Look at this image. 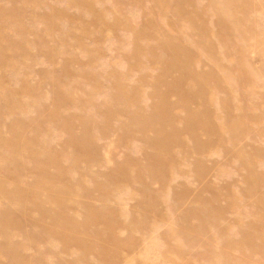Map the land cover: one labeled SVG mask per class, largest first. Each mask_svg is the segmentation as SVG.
I'll list each match as a JSON object with an SVG mask.
<instances>
[{"label": "rangeland", "instance_id": "374dc122", "mask_svg": "<svg viewBox=\"0 0 264 264\" xmlns=\"http://www.w3.org/2000/svg\"><path fill=\"white\" fill-rule=\"evenodd\" d=\"M0 187V264H264V0H0Z\"/></svg>", "mask_w": 264, "mask_h": 264}, {"label": "bare ground", "instance_id": "6f19581e", "mask_svg": "<svg viewBox=\"0 0 264 264\" xmlns=\"http://www.w3.org/2000/svg\"><path fill=\"white\" fill-rule=\"evenodd\" d=\"M188 4H189V3H188ZM188 13H189V12H188ZM198 13H199V11H198ZM203 13H204V11H203ZM225 14H226V13H225ZM89 16H90V15H89ZM199 16H200V15H199ZM227 17H228V16H227ZM191 18H192V17H191ZM159 19H160V18H159ZM197 20H199V19H197ZM205 20H206V19H205ZM202 23H203V22H202ZM175 24H176V23H175ZM203 24H204V23H203ZM175 27H176V26H175ZM51 29H52V28H51ZM200 29H201V28H200ZM188 30H189V29H188ZM249 31H250V30H249ZM175 32H176V31H175ZM138 35H139V39H138V40H140L142 37L140 36V34H138ZM148 38H149V37H148ZM143 39H144V38H143ZM167 39L170 40L171 38H170V39L167 38ZM214 40H215V39H214ZM171 42H172V41H171ZM171 42H170V44H171ZM203 42H204V41H203ZM218 42H219V41H218ZM163 43H164V42H163ZM166 43H167V42H166ZM173 43H174V42H173ZM219 45H220V44H219ZM163 46H164V44H163ZM213 46H214V45H213ZM195 47L198 48V46H195ZM211 47H212V46H211ZM172 48H173V47H172ZM177 48H178V47H177ZM207 48H208V47H207ZM216 48H217V47H215V49H216ZM139 49H141V48H139ZM152 49H153V48H152ZM173 49H174V48H173ZM173 49H172V50H173ZM226 49H227V48H226ZM153 50H154V49H153ZM174 50H175V49H174ZM197 50H198V49H197ZM154 51H155V50H154ZM175 51H176V50H175ZM177 51H178V50H177ZM198 51H199V50H198ZM201 51H202V50H201ZM231 51H232V50H231ZM138 52H139V51H138ZM142 52H143V51H142ZM144 53H145V52H144ZM146 53H147V52H146ZM135 54H136V52L133 54V56H135ZM206 54H207V53H206ZM226 54H227V53H226ZM228 54H229V53H228ZM231 54H232V53H231ZM147 56H148V55H147ZM133 58H135V57H133ZM177 58H178V57H177ZM207 58H208V57H207ZM213 58H214V57H213ZM220 59L222 60V58H220ZM150 60H151V59H150ZM222 61H223V60H222ZM210 62H211V61H210ZM216 65H217V64H216ZM155 66H156V65H155ZM217 66H218V65H217ZM185 69H186V68H185ZM188 74H189V72H188ZM158 75H159V74H158ZM169 75H170V74H169ZM171 75H172V73H171ZM156 76H157V75H156ZM181 76H182V75H181ZM174 77H176V76H174ZM165 79H166V76H165ZM176 79H177V78H176ZM188 79H189V78H188ZM144 80H145V78L143 79V81H144ZM153 80L156 81V79H153ZM189 80H190V79H189ZM212 80H213V79H212ZM151 81H152V80H151ZM192 81H193V80H192ZM152 82H153V81H152ZM227 82H228V81H227ZM232 84H233V83H232ZM194 85H195V84H194ZM199 85H200V84H199ZM229 85H230V83H229ZM176 86H177V85H176ZM197 86H198V85H197ZM207 86H208V85H207ZM234 86H235V84H234ZM234 86H233V88H234ZM204 87H206V86H204ZM204 87H203V88H204ZM230 87H232V86H230ZM210 88H211V87H210ZM199 89H200V88H199ZM166 90H167V89H166ZM174 90H175V89H174ZM230 90H231V92H233L232 89H230ZM164 92H166V91H164ZM177 92H178V91H177ZM156 93H157V92H156ZM162 93H163V92H162ZM175 93H176V92H175ZM181 93H183V92H181ZM233 93H234V92H233ZM154 94H155V93H154ZM208 94H209V93H208ZM214 94H215V93H214ZM162 95H163V94H162ZM162 95H161V96H162ZM169 96H170V95H169ZM211 96H212V95H211ZM152 97H155V95H153ZM164 97H165V96H163V98H164ZM170 97H171V96H170ZM172 97H173V96H172ZM175 97H176V96H175ZM208 97H210V96H208ZM208 97L205 98V100L208 99ZM214 97H216V95L213 96V98H214ZM239 97H241V96H239ZM166 98H167V96H166ZM166 98H165V99H166ZM213 98H212V99H213ZM226 98H227V97H226ZM178 99H179V98H178ZM241 99H242V98H241ZM141 100H142V99H141ZM160 100H164V99H160ZM239 100H240V99H239ZM157 101H158V100H157ZM157 101H154V102H157ZM171 101H172V100H171ZM200 101H201V100H200ZM209 101H210V98H209ZM213 101H215V99H214ZM227 101H228V100H227ZM154 102H153V103H154ZM161 102H162V101H161ZM169 102H170V101H169ZM173 102H174V101H173ZM231 102H232V101H231ZM157 103H158V102H157ZM159 103H160V102H159ZM159 103H158V104H159ZM241 103H242V101H241ZM232 104L235 105L234 103H232ZM181 105H182V104H181ZM226 105H227V103H226ZM233 105H232V106H233ZM193 106H194V105H193ZM212 107H213V106H212ZM220 107H221V106H220ZM179 108H180V107H179ZM227 108H228V107H227ZM174 109H175V108H174ZM176 109H178V108L176 107ZM214 109H215V108H214ZM230 109H232V108H230ZM209 110H210V109H209ZM175 111H176V110H175ZM180 111H181V110H180ZM180 111H179V112H180ZM227 111H228V110H227ZM229 111H230V110H229ZM216 112H217V111H216ZM176 113H177V112H176ZM205 113H207V112L205 111ZM149 114H150V113H149ZM228 114H230V113H228ZM145 115H146V114H145ZM242 115H243V114H242ZM15 116H16V115H15ZM148 117H149V116H148ZM212 117H214V116H212ZM66 118H67V117H66ZM184 118H185V117H184ZM216 118H217V117H216ZM185 119H186V118H185ZM188 119H189V118H188ZM151 123H152V122H151ZM146 124H147V122H146ZM154 124H155V123H154ZM252 125H253V124H252ZM115 140H116V139H115ZM119 141H120V140H119ZM69 142H70V141H69ZM224 142H225V141H224ZM227 142H228V141H227ZM77 143H78V142H77ZM119 143H120V142H119ZM71 145H72V143H71ZM76 145H77V144H76ZM78 145H79V144H78ZM114 145H115V144H114ZM73 146H74V145H73ZM115 146H116V145H115ZM119 146H120V145H119ZM75 147H76V146H75ZM112 147H113V146H112ZM231 147H232V146H231ZM232 151H233V150H232ZM77 152H79V151H77ZM114 153H115V152H114ZM107 157H108V156H107ZM222 157H223V156H222ZM224 157H225V156H224ZM224 157H223V158H224ZM225 159H226V158H225ZM111 160H112V158H111ZM227 162H228V161H227ZM242 162H243V161H242ZM108 164H109V163H108ZM240 166H241V165H240ZM108 167H109V166H108ZM241 167H242V166H241ZM236 168H237V167H236ZM240 169H242V168H240ZM243 169H244V167H243ZM241 173H242V172H241ZM257 174H258V173H257ZM243 175H244V173H243ZM248 175H249V174H248ZM258 175H259V174H258ZM240 177H243V176H240ZM259 177H260V175H259ZM255 178H256V177H255ZM257 178H258V177H257ZM261 178H262V177H261ZM250 179H251V178H250ZM47 181H49V180H47ZM149 181H150V180H149ZM255 181H256V180H255ZM207 183H208V182H207ZM203 184H204V181H203ZM205 184H206V182H205ZM243 184H244V183H243ZM207 185H208V184H207ZM227 185H228V184H227ZM1 187H3V186H1ZM1 187H0V189H1ZM204 187H205V186H204ZM247 187H248V186H247ZM3 188H4V187H3ZM211 188H212V187H211ZM244 190H245V189H244ZM263 190H264V189H263ZM93 191L96 192V189L93 190ZM232 191H233V190H232ZM211 192H212V191H211ZM233 193H234V192H233ZM238 193H239V192H238ZM103 194H104V193H103ZM213 194H214V193H213ZM217 194H218V193H217ZM214 195H215V194H214ZM234 195H236V194H234ZM0 196H2V192H1V195H0ZM16 196H17V195H16ZM2 197H3V196H2ZM33 197H35V194L33 195ZM232 197H233V196H232ZM156 198H157V197H156ZM230 198H231V197H230ZM233 198H234V197H233ZM255 198H256V197H255ZM227 199H228V198H227ZM259 199H260V198H259ZM261 199H262V198H261ZM4 200H5V199H4ZM25 200H26V199H25ZM52 200H53V199H52ZM149 200H150V198H149ZM155 200H156V199H155ZM35 202H36V201H35ZM231 202H235V200H231ZM262 202H263V201H262ZM258 203H259V202H258ZM263 203H264V202H263ZM216 204H217V203H216ZM230 205H232V204L229 202V205H228V206H230ZM233 205H234V203H233ZM254 205H256V204H254ZM216 206H217V205H216ZM219 206H220V205H219ZM226 206H227V205H226ZM237 206H238V204H237ZM13 207H14V206H13ZM49 207H51V205H48V208H49ZM147 207H148V206H147ZM231 207H233V206H231ZM240 207H241V206H240ZM51 208H52V207H51ZM221 208H222V206H221ZM224 208H225V207H224ZM224 208H222V211H224ZM207 209H208V208H207ZM207 209H203V210L206 211ZM228 209H231V208H228ZM234 209H235V207H234ZM50 210H51V209H50ZM187 210H188V209H187ZM218 210H219V209H218ZM237 210H238V209H237ZM239 210H240V209H239ZM43 211L45 212L44 209H43ZM196 211H197V210H196ZM220 211H221V209H220ZM41 212H42V211H41ZM188 212H189V211H188ZM188 212H187V213H188ZM217 212H218V211H217ZM46 213H47V212H46ZM51 213H52V212H51ZM187 213H186V216H188ZM191 214H192V213H191ZM210 214H211V213H209V215H210ZM221 214H223V212H222ZM241 214H242V213H241ZM254 214H255V212H254ZM44 215H45V214H44ZM46 215H48V214H46ZM65 215H66V214H65ZM89 215H91V214L89 213ZM92 215H93V214H92ZM201 215H202V213H201ZM218 215H219V214H218ZM237 215H239V214H237ZM67 216H68V215H67ZM186 216H185V217H186ZM189 216H191V215L189 214ZM241 216H242V215H241ZM243 216H244V215H243ZM32 217H33V216H32ZM34 217H35V216H34ZM34 217H33V218H34ZM45 217H46V216H45ZM71 217H72L71 219H73V218H75L76 216L73 217V216L71 215ZM103 217H104V215H103ZM192 217H193V216H192ZM192 217H191V218H192ZM207 217H208V216H207ZM207 217H206V218H207ZM209 217H212V215L209 216ZM209 217H208V218H209ZM221 217H222V216H221ZM221 217H220V218H221ZM239 217H240V216H239ZM46 218H47V217H46ZM87 218H88V217H87ZM101 218H102V217H101ZM106 218H107V220L109 219L108 217H106ZM198 218H199V217H198ZM234 218H236V215H235ZM245 218H248V216L245 217ZM44 219H45V218H44ZM189 219H190V218H189ZM203 219H204V215H203ZM237 219H238V218H237ZM240 219H241V218H239V220H240ZM250 219H251V218H250ZM74 220H75V219H74ZM77 220H78V219H76L75 221H77ZM97 220H98V219H97ZM191 220H192V219H191ZM206 220H207V219H206ZM235 220H236V219H235ZM241 220H244V219H241ZM38 221H39V220H38ZM46 221H47V220H46ZM49 221H50V220H49ZM70 221H71V220H70ZM92 221H93V220H92ZM195 221H197V220H195ZM211 221H212V219H211ZM220 221H221V220H220ZM245 221H246V220H245ZM43 222H44V220H43ZM47 222H48V221H47ZM100 222H101V220L99 221V224H100ZM200 222H202L201 219H200ZM208 222H209V221H208ZM212 222H213V221H212ZM249 222H250V221H249ZM44 223H45V222H44ZM101 223H104V222H101ZM181 223H182V222H181ZM191 223H192V222H191ZM191 223H190V224H191ZM193 223H194V221H193ZM197 223H198V222H197ZM58 224H59V223H58ZM61 224H62V223H61ZM87 224H88V223H87ZM96 224H97V223H96ZM96 224H95V225H96ZM105 224H106V223H105ZM186 224H187V223H186ZM186 224H185V226H186ZM190 224H189V225H190ZM195 224H196V223H195ZM198 224H199V223H198ZM206 224H207V223H206ZM226 224H227V223H226ZM241 224H242V223H241ZM244 224H245V223H244ZM50 225H51V224H50ZM52 225H53V224H52ZM88 225H89V224H88ZM91 225H92V224H91ZM95 225H94V226H95ZM97 225H98V224H97ZM100 225L102 226V224H100ZM100 225H99V227H101ZM106 225H109V223L106 224ZM182 225H183V224H182ZM196 225H197V224H196ZM242 225H243V224H242ZM104 226H105V225H104ZM112 226H113V225H112ZM174 226H175V225H174ZM191 226H192V225H191ZM191 226H190V227H191ZM208 226H209V225H208ZM45 227H46V226H45ZM45 227H44V228H45ZM57 227H58V226H57ZM60 227H63V226H60ZM102 227H103V226H102ZM105 227H106V226H105ZM113 227H114V226H113ZM187 227H188V224H187ZM193 227H194V226H193ZM196 227H197V226H196ZM203 227H204V226H203ZM243 227H244V226H242V230H243ZM75 228H76V227H75ZM90 228H91V227H90ZM94 228H95V227H94ZM114 228H115V227H114ZM114 228L111 227V231H113ZM205 228H206V227H205ZM220 228H221V227H219V229H220ZM222 228H223V226H222ZM222 228H221V229H222ZM106 229H107V228H106ZM185 229H186V230H184L185 232H186L187 230L190 231V229H187V228H185ZM194 229H195V228H194ZM199 229H200V228H199ZM40 230H41V229H40ZM109 230H110V229L106 230V234H107V231H109ZM167 230L169 231V229H167ZM175 230H176V229H175ZM200 230H201V229H200ZM203 230H204V229H203ZM203 230H202V231H203ZM209 230H210V229H209ZM216 230H217V228H216ZM223 230H224V229H223ZM247 230H248V228H247ZM257 230H258V228L256 229V231H257ZM44 231H45V230H44ZM47 231H49V230L47 229V230H46V233H47ZM94 231H95V230H94ZM114 231H115V229H114ZM179 231H180V230H179ZM179 231H178V232H179ZM196 231L199 232V230H197V229H196ZM66 232H68V231H66ZM98 232H99V230H98ZM115 232H116V231H115ZM178 232H177V233H178ZM181 232H182V231H181ZM210 232H211V231H210ZM214 232H215V231H214ZM244 232H245V231H244ZM41 233H42V232H41ZM68 233H69V232H68ZM95 233H96V232H95ZM95 233L93 232V234H95ZM100 233H102V232L100 231ZM100 233H99V234H100ZM113 233H114V232H113ZM163 233H164V232H163ZM166 233H167V232H166ZM179 233H180V232H179ZM187 233H188V232H187ZM187 233H185V234H187ZM206 233H207V232H206ZM242 233H243V232H242ZM47 234H48V233H47ZM66 234H67V233H66ZM99 234H98V235H99ZM104 234H105V233H104ZM109 234H112V233L110 232ZM170 234H171V233H170ZM180 234H182V233H180ZM185 234H183V235H185ZM203 234H205V232H203ZM203 234H201V235H203ZM50 235H52V234H50ZM67 235H68V234H67ZM88 235H89V233H88ZM96 235H97V234H96ZM174 235H175V234H174ZM176 235H177V234H176ZM189 235H193V234H189ZM199 235H200V234H199ZM199 235H198V236H199ZM205 235H207V234H205ZM90 236H92V234H91ZM103 236H104V235H103ZM103 236L100 235V238L103 237ZM114 236H115V235H114ZM178 236H179V235H178ZM193 236H194V235H193ZM210 236L212 237V235H210ZM104 237H105V236H104ZM108 237H109V236H108ZM115 237H117V236H115ZM162 237H163V236H162ZM172 237H173V236H172ZM196 237H197V236H196ZM201 237H202V236H201ZM227 237H228V236H227ZM48 238H49V237H48ZM51 238H52V237H51ZM97 238H98V237H97ZM110 238H112V235L110 236ZM174 238H177V237L174 236ZM229 238H230V237H229ZM98 239H99V238H98ZM103 239H105V238H102V240H103ZM112 239H113V238H112ZM119 239H120V238H119ZM180 239H181V238H180ZM182 239H183V238H182ZM194 239H195V237H194ZM207 239H208V236H207ZM209 239H210V238H209ZM121 240H122V239H121ZM123 240H124V239H123ZM133 240H134V239H133ZM226 240H227V239H226ZM93 241H94V240H93ZM134 241H135V240H134ZM137 241H138V240H137ZM177 241H178V240H177ZM231 241H232V240L230 239V241H229V242H230V245H232V244H231ZM237 241H239V239H238ZM97 242H98V241H97ZM199 242H200V241H199ZM233 242H234V241H233ZM59 243H60V242H59ZM99 243H100V242H99ZM179 243H180V242H179ZM101 244H102V243H101ZM123 244H124V243H123ZM234 244H235V243H234ZM234 244H233V245H234ZM97 245H100V244H97ZM103 245H104V244H103ZM110 245H111V244H110ZM227 245H228V244H227ZM230 245H229V246H230ZM233 245H232V247H233ZM51 246H52V245H51ZM74 246H75V245H74ZM108 246H109V245H108ZM116 246H117V245H116ZM62 247H63V246H62ZM71 247H72V246H71ZM104 247H106V246H104ZM74 248H75V247H74ZM100 248H101V247H100ZM112 248H113V247H112ZM118 248H119V247H118ZM130 248H131V247H130ZM218 248H219V247H218ZM224 248H226V247H224ZM224 248H223V249H224ZM76 249H78V247H77ZM102 249H103V248H102ZM226 249H228V248H226ZM229 249H230V248H229ZM94 250H95V249H94ZM94 250H92V252H94ZM109 250H110V249H109ZM213 250H214V249H213ZM224 250H225V249H224ZM42 251H43V250H42ZM83 251H84V250H83ZM87 251H88V250H87ZM64 252H65V251H64ZM89 252H90V251H89ZM213 252H215V251H213ZM222 252H223V251H222ZM62 253H63V252H62ZM96 253H97V252H96ZM215 253H216V252H215ZM215 253H214V254H215ZM218 253H220V252H218ZM214 254H213V255H214ZM221 254H222V253H221ZM221 254H220V255H221ZM87 255H88V257L90 256L89 254H87ZM93 255H94V254H93ZM95 255H97V254H95ZM100 255H101V254H100ZM213 255H212V256H213ZM80 257H81V256H80ZM85 257H86V256H85ZM88 257H86V258L88 259ZM97 257H98V255H97ZM215 257H216V256H215ZM222 257H224L223 254H222ZM10 258H11V257H10ZM94 258H95V257H94ZM101 258H102V257H101ZM107 258H108V257H107ZM213 258H214V257H213ZM82 259H83V258H82ZM109 259H110V258H109ZM191 259H192V258H191ZM61 260H63V259H61ZM61 260H60V261H61ZM77 260H80V258H78ZM84 260H85V259H84ZM103 260H104V259H103ZM112 260H113V259H112ZM220 260H221V259H220ZM104 261H106V260H104ZM212 261H213V260H212ZM63 262H64V261H63ZM108 262H109V260H108ZM112 262H113V261H112ZM228 262H229V260H228ZM61 263H62V261H61ZM64 263H65V262H64ZM102 263H104V262H102ZM105 263H106V262H105ZM110 263H111V262H110ZM110 263H107V264H110ZM223 263H224V262H223ZM225 263H226V262H225ZM35 264H36V263H35ZM190 264H191V263H190ZM228 264H229V263H228Z\"/></svg>", "mask_w": 264, "mask_h": 264}]
</instances>
